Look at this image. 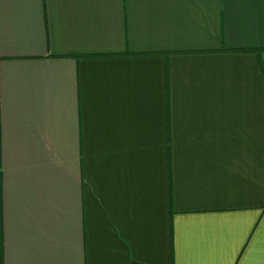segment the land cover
Masks as SVG:
<instances>
[{
  "label": "crops",
  "instance_id": "crops-1",
  "mask_svg": "<svg viewBox=\"0 0 264 264\" xmlns=\"http://www.w3.org/2000/svg\"><path fill=\"white\" fill-rule=\"evenodd\" d=\"M260 63L264 0H0V264H264Z\"/></svg>",
  "mask_w": 264,
  "mask_h": 264
},
{
  "label": "trees",
  "instance_id": "trees-1",
  "mask_svg": "<svg viewBox=\"0 0 264 264\" xmlns=\"http://www.w3.org/2000/svg\"><path fill=\"white\" fill-rule=\"evenodd\" d=\"M240 50H246V51H248V50H256V49L241 48ZM260 65H261V69H262V71L264 73V64L260 63Z\"/></svg>",
  "mask_w": 264,
  "mask_h": 264
}]
</instances>
